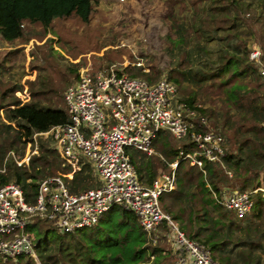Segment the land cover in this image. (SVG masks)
<instances>
[{
    "label": "trees",
    "instance_id": "obj_1",
    "mask_svg": "<svg viewBox=\"0 0 264 264\" xmlns=\"http://www.w3.org/2000/svg\"><path fill=\"white\" fill-rule=\"evenodd\" d=\"M261 5L264 7V0ZM92 11L93 0H0V36L14 41L23 36L26 23H40L48 28L59 17L76 15L88 22ZM201 13L204 16H197L198 23L173 20L176 35L173 45L182 58L167 79L177 85L179 92L182 89L183 102L212 119L215 131L233 134L236 153L234 145L230 149L225 142L223 161L205 159L203 170L192 165L189 159L177 157L181 149L190 151L194 144L189 139L174 140L166 131H161L154 140L161 166L145 152L136 149L129 152L145 186H151L160 172L169 169V163L179 160L177 187L161 195L162 206L191 239L210 250L214 260L219 264H260V258H255L251 251L237 250L243 244L238 237L239 221L245 216L239 217L235 211L225 208L217 197L223 195V187L232 181L227 169L234 172V183L242 191L264 187V91L250 88L244 81L258 72L249 61V42L244 36L255 31L247 32L242 20L249 13L256 15V20L264 21V13L256 14L251 3L245 0H210ZM261 32L264 52V30ZM213 42L219 46L216 57L209 47ZM127 68L131 70L130 66ZM138 74L150 81L157 80V76L142 69ZM255 79L262 83L261 79ZM207 80L219 81L224 92L220 108L203 107L199 102L202 94L184 89L185 82L203 87ZM3 83L0 78V169L10 150L24 156L27 142L35 132L70 122L67 107H60L54 98H47L48 105L39 98L23 102L16 94L22 89L21 84L2 88ZM233 109L238 110L236 115L232 114ZM38 143V153L29 162L19 166L10 158L6 171H0V184L20 183L31 202L40 180L71 170L63 164L51 139L39 137ZM92 170L85 163L71 179L65 178L72 192L96 187ZM262 205L264 192L258 191L253 207L256 217L261 216ZM28 231L36 237V252L42 264H174L176 260L171 244L166 248L160 240L153 243L135 214L119 207H113L95 225L70 233H61L44 220L36 221ZM34 259L32 256H20L16 260L0 257V264H33Z\"/></svg>",
    "mask_w": 264,
    "mask_h": 264
},
{
    "label": "built area",
    "instance_id": "obj_2",
    "mask_svg": "<svg viewBox=\"0 0 264 264\" xmlns=\"http://www.w3.org/2000/svg\"><path fill=\"white\" fill-rule=\"evenodd\" d=\"M141 59L115 63L108 71L83 73L64 92L70 122L35 132L23 157L14 150L8 152L1 172L6 171L10 158L19 166L29 162L38 153V138H49L71 170L40 180L32 202L20 183L0 184V257L4 260L38 258L36 237L28 231L38 220L61 233H70L95 225L105 213L119 207L135 214L153 243L165 237L175 250L176 264H219L210 250L191 239L162 206L161 195L177 187L179 160L169 163L170 171L160 172L151 186H145L129 149L156 154L154 140L166 131L177 141L189 139L194 144L190 151L181 149L180 157L203 169L205 159L223 161L225 137L212 128L208 116L178 97L173 81H149L126 72L127 66L150 72ZM249 61L264 84V52L260 46L250 49ZM85 163L95 171L98 185L72 192L65 178L71 179ZM258 191L264 192V187L215 196L225 208L244 217L253 209Z\"/></svg>",
    "mask_w": 264,
    "mask_h": 264
},
{
    "label": "rangeland",
    "instance_id": "obj_3",
    "mask_svg": "<svg viewBox=\"0 0 264 264\" xmlns=\"http://www.w3.org/2000/svg\"><path fill=\"white\" fill-rule=\"evenodd\" d=\"M209 1L93 0V11L88 22L72 15L54 19L48 28H44L40 23H26L21 38L7 41L0 36V78L4 82L2 88L21 84L22 89L16 94L23 102L39 98L41 103L48 105L47 98H54L60 107L66 109L63 95L69 85L76 83L83 73L108 71L115 63L130 64L142 58L145 66L157 76V80L167 78L170 70L176 68L177 62L182 58L176 53L173 45L176 38L172 28L173 20L198 23L200 18L197 16H204V12L201 13L202 8H206ZM245 2L251 3L256 14L264 13L261 0ZM197 11L199 12L196 13ZM242 20L247 32L252 29L255 31L253 35L244 34L250 49L255 45L263 49L261 31L264 30V21L256 20V15L249 13H246ZM209 47L216 57L219 48L217 42H213ZM127 67L125 70L131 76L148 79L138 74L141 68L130 66L129 71ZM255 77L260 79L255 74L254 77L249 75L244 81L250 88L264 91V84L258 82ZM184 86L188 91L202 94L199 102L203 107L220 108L224 92L219 81L207 80L203 87L193 82H185ZM37 92L39 94L35 96ZM182 93L180 89L179 98ZM237 112V109L232 110L233 115ZM210 121L212 122L211 118ZM224 137L226 146L231 149L234 145L236 153L237 144H233V134L226 132ZM157 154L158 152L150 157L160 165ZM177 157H180L179 153ZM165 170L170 171L168 168ZM227 170L232 181L230 185L223 187V194L232 190L242 191L239 184L234 183V172ZM92 173L98 185L95 171L92 170ZM252 210L239 221L238 237L243 240V244L239 245L237 250L251 251L255 258H260V264H264V205L260 217H256ZM164 238L162 237L160 242L169 248L170 242L167 243ZM33 264L42 262L38 257L34 259Z\"/></svg>",
    "mask_w": 264,
    "mask_h": 264
}]
</instances>
